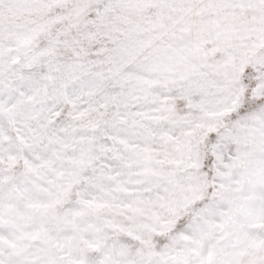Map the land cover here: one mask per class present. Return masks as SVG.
Returning <instances> with one entry per match:
<instances>
[{"label":"snow or ice","instance_id":"obj_1","mask_svg":"<svg viewBox=\"0 0 264 264\" xmlns=\"http://www.w3.org/2000/svg\"><path fill=\"white\" fill-rule=\"evenodd\" d=\"M0 264H264V0H0Z\"/></svg>","mask_w":264,"mask_h":264}]
</instances>
